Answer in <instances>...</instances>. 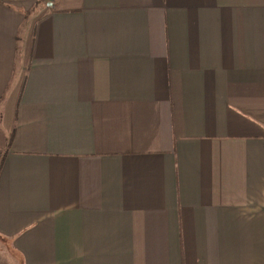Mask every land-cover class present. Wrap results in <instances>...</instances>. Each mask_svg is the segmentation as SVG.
<instances>
[{"label": "crops", "instance_id": "1", "mask_svg": "<svg viewBox=\"0 0 264 264\" xmlns=\"http://www.w3.org/2000/svg\"><path fill=\"white\" fill-rule=\"evenodd\" d=\"M0 264H264V0H0Z\"/></svg>", "mask_w": 264, "mask_h": 264}, {"label": "trees", "instance_id": "2", "mask_svg": "<svg viewBox=\"0 0 264 264\" xmlns=\"http://www.w3.org/2000/svg\"><path fill=\"white\" fill-rule=\"evenodd\" d=\"M1 162H2V156H0V165H1Z\"/></svg>", "mask_w": 264, "mask_h": 264}]
</instances>
